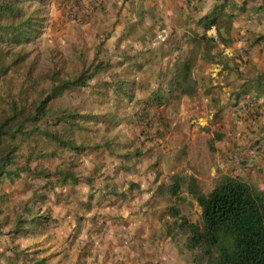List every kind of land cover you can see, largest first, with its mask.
Instances as JSON below:
<instances>
[{"label": "rangeland", "instance_id": "obj_1", "mask_svg": "<svg viewBox=\"0 0 264 264\" xmlns=\"http://www.w3.org/2000/svg\"><path fill=\"white\" fill-rule=\"evenodd\" d=\"M5 2L18 6L22 14L2 15L0 24H23L30 33L21 42L0 39V60L8 68L0 78V112L12 102L36 105L54 85L85 72L87 86L64 91L49 100L48 106L95 117L80 119L74 126L75 142L86 147L82 152L39 136L26 137L21 144L15 160L49 175L23 172L0 180V264H82L94 243L88 238L83 244L79 233L96 237L103 228L97 215L107 211L106 201L121 195L148 196L136 211L156 212L163 227L180 217L201 224L202 207L190 191L191 180L208 194L224 176L243 178L241 170L221 166L218 153L229 133V117L242 108L224 107L225 90L207 91L204 82L196 102L179 89L169 92L165 116L163 112L157 116L150 107L131 103L133 96L114 90L113 83H120L121 78L128 79L124 84L134 92L142 86L143 80L138 83L134 77L136 70L125 69V75H119L99 66L108 63V50L103 37H92L85 26L99 0H0V5ZM258 112L252 114L258 116ZM243 114L244 110L237 115ZM54 122L44 120L40 125L55 127ZM136 143L145 155L135 157L128 172H121L120 167L111 171L112 163L120 161L116 156L135 153ZM257 145L259 141L253 148ZM64 170L74 177L66 180ZM108 179L109 184H104ZM114 181L125 183V190L109 188ZM177 184L179 191L174 194ZM176 210L180 214L174 217ZM72 212L76 216L68 231L65 226L71 223H63ZM63 227L67 232L62 240ZM184 250L192 264L191 252Z\"/></svg>", "mask_w": 264, "mask_h": 264}, {"label": "crops", "instance_id": "obj_2", "mask_svg": "<svg viewBox=\"0 0 264 264\" xmlns=\"http://www.w3.org/2000/svg\"><path fill=\"white\" fill-rule=\"evenodd\" d=\"M85 24L92 37H103L109 53L105 69L119 75H125V69L136 70L137 82L143 80L134 92L124 84L128 79L120 77V83H113L115 92L133 96L131 103L150 107L157 116L161 112L165 116L167 95L178 89L177 75L185 64L196 90L193 96L185 95L189 100L196 102L204 82L207 91L225 90L223 106L242 108L244 114L238 116V111L229 117V133L218 150L221 166L241 170L245 181L264 191V0H99ZM256 110L258 116L252 114ZM255 141L258 151L253 148ZM136 148L135 153L117 155L120 161L112 163L111 171L120 167L128 172L135 157L145 155L137 143ZM124 185L114 181L108 187L125 190ZM147 198L121 195L105 202L107 211L96 217L103 227L96 237L79 233L83 244L88 238L94 243L82 264H191L156 212L136 211ZM73 216L76 212L63 223H71L65 226L68 231ZM65 227L59 235L62 240Z\"/></svg>", "mask_w": 264, "mask_h": 264}, {"label": "trees", "instance_id": "obj_3", "mask_svg": "<svg viewBox=\"0 0 264 264\" xmlns=\"http://www.w3.org/2000/svg\"><path fill=\"white\" fill-rule=\"evenodd\" d=\"M22 11L13 3L0 5V16H20ZM29 23V21L27 20ZM216 20L211 21L212 25ZM207 29L209 28L206 25ZM30 31L25 25H1L0 39L10 38L18 42L23 37L28 39ZM101 68L105 65L101 63ZM183 73L177 75V88L181 94L193 96L196 93L195 82L185 64ZM7 66L0 60V78L7 71ZM85 72L75 78L66 79L54 85L45 98L36 105L26 107L16 102L0 112V180L7 176H20L23 172L47 177L49 173L41 169H32L15 160L16 153L26 137H42L76 152L86 149L75 142L72 136L74 126L80 119L95 117L75 111L51 109L49 100L66 90L88 85ZM177 89V90H178ZM54 120L55 127L40 125L41 121ZM69 133V135H68ZM109 147L106 146V150ZM66 180L74 174L64 170ZM178 184L172 193L177 194ZM190 191L197 197L202 207V223L190 222L184 217L178 218L173 225L165 224L167 235L173 241L191 252L192 264H264V191L249 184L239 176H224L208 194L202 193L195 180H191ZM180 213L176 210L173 216ZM37 218L33 219L35 222ZM42 224V223H41ZM40 224V225H41ZM176 230V231H175ZM178 232L183 235L178 236ZM178 236V237H177ZM184 236V241L182 239Z\"/></svg>", "mask_w": 264, "mask_h": 264}, {"label": "built area", "instance_id": "obj_4", "mask_svg": "<svg viewBox=\"0 0 264 264\" xmlns=\"http://www.w3.org/2000/svg\"><path fill=\"white\" fill-rule=\"evenodd\" d=\"M89 2H94V0H89ZM260 148V146L259 145H257L256 147H255V150H258Z\"/></svg>", "mask_w": 264, "mask_h": 264}]
</instances>
